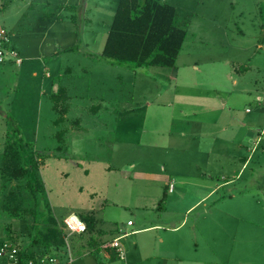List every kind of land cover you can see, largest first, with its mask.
Here are the masks:
<instances>
[{"label":"rangeland","instance_id":"374dc122","mask_svg":"<svg viewBox=\"0 0 264 264\" xmlns=\"http://www.w3.org/2000/svg\"><path fill=\"white\" fill-rule=\"evenodd\" d=\"M117 1L0 0V22L20 33H42L53 17L52 28H60L53 31H66L44 45L29 40L41 59L0 65V244L28 242L33 226L40 236L63 230L74 214L87 216L93 232L82 241L65 232L66 242L49 254L56 264H128L127 244L154 248L137 264H264V0H163L187 24L175 66L134 71L100 56ZM71 46L76 50L63 51ZM53 84L70 96L59 125ZM25 145L33 149L21 151ZM16 156L24 167L37 164L39 202L24 179L2 173ZM167 181L191 182L194 206L178 233L171 230L190 199L168 194L158 209ZM9 208L36 210L40 221ZM156 225L162 231L131 234ZM115 236L126 262L114 249L91 247ZM88 237L94 243L76 250ZM43 251L37 254L47 256ZM168 251L178 260L167 259Z\"/></svg>","mask_w":264,"mask_h":264},{"label":"trees","instance_id":"16d2710c","mask_svg":"<svg viewBox=\"0 0 264 264\" xmlns=\"http://www.w3.org/2000/svg\"><path fill=\"white\" fill-rule=\"evenodd\" d=\"M262 19L264 21V12ZM186 27L187 24L179 22L176 9L163 0H118L100 56L115 67L127 68L132 71L148 66L172 68L175 66L186 39ZM75 50L76 46H71L63 51ZM50 99L53 103L52 108L58 115L54 124L59 125L64 122L69 109V96L66 88L58 87L57 91L50 95ZM72 124L79 128L78 120L73 121ZM64 134V130L56 133L60 145L57 147L58 151L64 149L62 147L65 143ZM32 147V145H25L21 151L22 149L24 151L32 150ZM10 153L12 154V152ZM21 156L12 157L5 161L1 171L8 179H24L25 188L31 193L35 201L39 202L40 193L44 188L42 181L35 176V170H38V166L37 164L22 166L20 164ZM165 199V194H163L158 203L159 208H163ZM6 211L18 218L32 215L36 222L40 221L36 210L32 212L31 209L9 208ZM81 220L85 223L87 232L90 233L93 228L90 219L86 216L81 217ZM31 229L32 234L26 243L18 242L12 237L1 241L0 246L3 243H10L19 250L16 255V263H9L29 264L31 262L38 264L37 257L42 255L37 254V249L43 248V252H46L47 256L50 257L52 246L55 245V250L58 251L59 244L66 236L62 229H51L41 236L37 226H33ZM92 243L94 242L89 237L87 245L90 246ZM91 247L97 251L100 245L97 243L95 247ZM29 249L31 250L29 251Z\"/></svg>","mask_w":264,"mask_h":264},{"label":"crops","instance_id":"0c3cea01","mask_svg":"<svg viewBox=\"0 0 264 264\" xmlns=\"http://www.w3.org/2000/svg\"><path fill=\"white\" fill-rule=\"evenodd\" d=\"M22 9H24V7ZM30 20H31V18L27 19L28 22ZM53 21L58 22L57 17H53V19L48 24L47 29L44 32H42V33H39L37 30L34 33H30V32H28V33H25V32L20 33L18 26L17 27L11 26L10 24L6 23L5 20H2V23H3L2 28H4V29L6 28L7 29V30L6 29L5 30L8 32L10 45L18 50L17 52H18L19 57L21 59V63H22V58H24L26 62H31L33 60H37V59H41L42 58L39 55V53H38L39 48L33 49V50L36 51V53L31 52L32 49H30V46H32L35 43H32L29 40H33V39L38 38L39 39L38 45H44L47 36H50V38H59V37H62V36L66 37V31H65V33H61V32L58 33V32L53 31L54 29L60 30L59 27L52 28V27H55V25H56V24H53ZM53 32H55V33H53ZM0 65H2V64H0ZM14 65H16V64H14ZM19 65H16V66H19ZM34 74L35 73H33V75ZM57 89H58V86L56 84H53L52 88H51L52 94L55 93L57 91ZM66 90H67V94H68V89L66 88ZM68 96H69V94H68ZM69 99H70V96H69ZM68 108H69V105H68ZM181 136L184 137L183 134ZM170 185L172 186L171 189H169ZM165 190H166V192H165ZM190 192H191V182H188V181H179L177 183V186H174L172 181H167V184L164 187V194H165L166 199H167L168 194L171 195L170 199L172 201H178L179 202V201H182V200H185V199H188V198L190 199L189 204L184 208V213H183L184 217H183L182 221L179 223V225H177L175 228H173L171 230V233H178L181 230V228L186 223V217L185 216L189 212H191V208L194 206V205L191 206V193ZM161 198L159 199V201L161 200ZM158 209H160L159 206H158ZM128 223H130V222H127L128 226H133V224L130 223V225H129ZM153 231H162V230L159 227V225H156V226H151V227H146V228H140L138 230L132 231L131 234L139 235V234L153 232ZM86 232H87V229L82 234H79V235L73 234V235H70V236L78 237L77 239L80 238V241H82V239H84L83 235ZM92 232L93 231H91L88 236H90L92 234ZM126 234L127 233H125L124 235H126ZM64 238H65V236H64ZM116 238H119V240H120L122 237H119V236L118 237H116V236L113 237V239H116ZM156 239H158L157 242L161 245L163 240H162V238H161V236L159 234H156ZM87 240L88 239L83 240V243L78 241L80 243H77V246H76L75 249L77 250V249H79V247L83 248L84 247L83 244L87 245ZM111 242H109V243L99 242L100 248L97 250V252L102 254L104 251H108V250L112 249V248H110V243ZM152 243H153L154 246L156 245V244H154V242H152ZM124 246L127 247V252H128V255H129V258H127V261L129 262L128 264H137V263L143 261L144 259L149 258L151 255H154V252H155L154 248H152V247L149 248L147 245L144 246L142 248V250H140V251H137V249L136 250L130 249L131 246H129L128 244L124 245ZM158 254H159V252H158ZM164 254L167 255V259L170 257L172 259L178 260L176 253H173L172 251L165 252ZM57 258H58V256H57ZM63 259H65V258H63ZM66 260L68 261V263L71 262V260H69V258L66 259ZM125 262H126V256H125Z\"/></svg>","mask_w":264,"mask_h":264},{"label":"built area","instance_id":"2783aa9c","mask_svg":"<svg viewBox=\"0 0 264 264\" xmlns=\"http://www.w3.org/2000/svg\"><path fill=\"white\" fill-rule=\"evenodd\" d=\"M7 61L16 65L21 63L18 52L10 45L7 31L0 27V64H3ZM171 188L172 186L170 185L169 189ZM128 224L130 225V223ZM63 230L68 234V236L73 234L79 235L86 231V225L78 216L71 214L63 220ZM64 240L66 242V236ZM110 248L114 249L119 260L125 262V252L119 243V238L112 240L110 243ZM18 251L19 250L10 243H3L0 246V260L16 263V255ZM69 260H71L70 255ZM37 262L38 264H56L57 258L52 256H39L37 257ZM29 264L32 263L30 262Z\"/></svg>","mask_w":264,"mask_h":264}]
</instances>
